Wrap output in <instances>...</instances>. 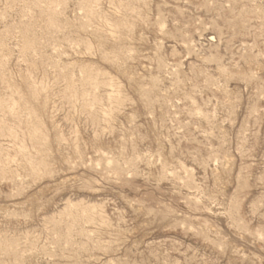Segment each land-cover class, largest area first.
Segmentation results:
<instances>
[{"label": "rangeland", "instance_id": "obj_1", "mask_svg": "<svg viewBox=\"0 0 264 264\" xmlns=\"http://www.w3.org/2000/svg\"><path fill=\"white\" fill-rule=\"evenodd\" d=\"M0 264H264V0H0Z\"/></svg>", "mask_w": 264, "mask_h": 264}]
</instances>
